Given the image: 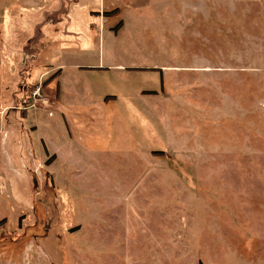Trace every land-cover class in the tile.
Wrapping results in <instances>:
<instances>
[{
  "label": "rangeland",
  "instance_id": "obj_1",
  "mask_svg": "<svg viewBox=\"0 0 264 264\" xmlns=\"http://www.w3.org/2000/svg\"><path fill=\"white\" fill-rule=\"evenodd\" d=\"M65 1L0 0L4 75L59 56L97 65L102 46L106 62L148 65L133 81L153 91L65 107L56 73L11 108L2 78L0 264H264V0H132L144 26L101 46L90 8L131 3L78 0L74 34L39 49V27L77 2ZM109 20L116 34L124 23Z\"/></svg>",
  "mask_w": 264,
  "mask_h": 264
},
{
  "label": "crops",
  "instance_id": "obj_2",
  "mask_svg": "<svg viewBox=\"0 0 264 264\" xmlns=\"http://www.w3.org/2000/svg\"><path fill=\"white\" fill-rule=\"evenodd\" d=\"M65 0H63L62 4L64 6V4H66V1L64 3ZM68 1V0H67ZM71 1V0H70ZM73 2L76 0H72ZM131 5L130 6H122L119 5L118 1H112V4L108 5L107 7L104 8H90L91 10L88 11L90 13V15L93 17L94 20H92L90 22V27H92L93 31L95 30H99L100 31V38H99V46L102 45V35H113L115 36L114 38L116 40H119L122 38L124 32L129 28L133 26H135L136 23L135 22V16L133 15V12L136 10L135 8V4L132 0H128ZM137 2L141 3V5L146 4L145 7H149L150 4L148 3H142L141 0H137ZM83 4V3H82ZM80 5V2L78 3V0L76 3L73 4V6L71 7L70 11H67L66 16H62L60 15V20L55 22L52 21L51 19L48 22L49 24H47V22H45L44 25H41V27H39V30L36 31V44H39L41 49V44H42V40L45 38L46 34L47 36H52V35H56L57 33H60V29H66L67 35L72 36L74 33L70 31V28L73 25L74 22V15L72 13L76 12V8L77 6ZM71 6V5H70ZM69 6V7H70ZM155 6L157 5H153V8H155ZM161 6V5H160ZM170 6V5H169ZM95 9V10H94ZM99 9V10H98ZM115 9L118 10V13L116 16H110V13L112 11H114ZM162 10V9H159ZM66 13V12H65ZM92 13H102V15L107 16V24H109V27H112L111 24L109 23V19L114 17L115 19L121 20L123 21V26L115 33H113L112 31H110L109 29H107V24H103L104 28H102V25L100 24L101 20L98 19L96 16H93ZM106 13H109L108 15ZM67 16L70 18L67 19ZM127 17H130V19ZM120 22V21H119ZM133 22V23H132ZM117 25V23H116ZM115 25V26H116ZM114 26V27H115ZM138 26H144L143 24H138ZM41 28V30H40ZM46 30V31H45ZM42 31V32H41ZM50 32H54V34L50 33ZM47 39V38H46ZM45 39V40H46ZM48 40H46L47 43ZM69 49H72L70 47H67ZM66 49L62 50L65 51ZM40 50H38V55L37 57L40 55ZM99 63L97 65H92V66H87V65H83L81 63H77V62H69L65 59H61V57L59 56V58H56L54 61V64H50L45 69H41V65H38L37 67L34 66L35 68L32 69V71L29 73L30 74V78L33 82H36L38 79L43 82L44 80H46L47 78L55 75L56 73H58V75L56 76V78H54V81L51 83L52 85H57L58 83L60 84V95L58 98V102L59 105H63L66 107L68 99H69V106H73L74 103L76 102V104L78 105H83L85 104V106H87L88 104H90L89 101H91L90 99V95H93V93L91 92H95L97 91V97L99 98V100L102 101L103 106L104 107H120V102L123 98L122 101H126L129 102V104L132 105V103L136 104L137 101V97H139L140 99L142 98V92L145 91H150L147 89H144L143 87L146 85H148V81L141 84V83H137L135 81H133L134 76L138 78V81L140 82V76H142L143 73H148V71L146 69L150 68L148 67V65H146L145 63L140 65V64H134L132 62L130 63H125V62H121V61H117L114 60V62H106L104 59V55L102 54V46L99 49ZM64 56L66 57V54H64ZM64 57V58H65ZM28 66V65H27ZM28 71V69L26 70V72ZM74 73L77 77H78V81L79 83L75 82L74 84L77 85H73L70 86L71 88L68 90H64V87L62 85L63 83V77L65 74L68 73ZM9 73H12V71ZM8 74V73H6ZM2 75V77H1ZM5 77L4 73H3V69L0 65V89L3 85L4 82H2V78ZM113 77H115L117 80H115ZM6 79H9V75H7L5 77ZM106 78H110L109 81H107ZM114 79L113 84H109L112 83L111 79ZM156 81V80H155ZM104 87H103V86ZM151 91H153L151 89ZM150 91V92H151ZM68 92H72L69 93ZM67 93V94H65ZM76 93L80 98L75 99V94ZM90 93V94H89ZM65 95V96H64ZM125 95H127V97L125 98ZM82 97V98H81ZM113 97V98H110ZM109 99H112L113 103L109 104V102H107ZM138 99V101L140 100ZM2 101V98L0 97V103ZM83 101V102H81ZM137 105L140 106V103H137ZM125 106V105H124ZM72 109V108H71ZM75 113V112H74ZM117 113H119L117 111ZM121 113V112H120ZM79 122V121H76Z\"/></svg>",
  "mask_w": 264,
  "mask_h": 264
},
{
  "label": "trees",
  "instance_id": "obj_3",
  "mask_svg": "<svg viewBox=\"0 0 264 264\" xmlns=\"http://www.w3.org/2000/svg\"><path fill=\"white\" fill-rule=\"evenodd\" d=\"M106 14L108 15L109 13H106ZM120 26H121V24H119L116 27V30H118L120 28ZM19 68L17 69L18 73L15 74L14 76L11 75V78H10L9 74H5L6 76L9 75V79L7 78L5 80V82L7 81V84L10 85V87L15 86L14 89L16 91V92H14L15 93L14 103H13V105H10L11 108L15 107L16 105H19V106L23 105V102H24L23 92L25 93V91H30L31 90L30 87L32 86L29 82L30 81L29 80V78H30L29 73L32 71L33 68H35L34 65H29V70L27 71V73L24 72L25 66H21ZM14 93H13V95H14Z\"/></svg>",
  "mask_w": 264,
  "mask_h": 264
}]
</instances>
